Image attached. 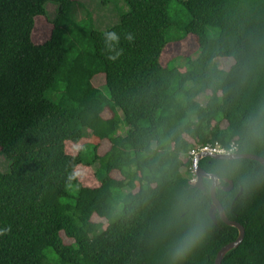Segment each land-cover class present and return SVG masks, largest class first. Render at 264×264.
<instances>
[{
    "label": "trees",
    "instance_id": "trees-1",
    "mask_svg": "<svg viewBox=\"0 0 264 264\" xmlns=\"http://www.w3.org/2000/svg\"><path fill=\"white\" fill-rule=\"evenodd\" d=\"M123 1L117 24L84 33L76 0H0V264H214L238 237L210 219L211 182L194 187L190 153L264 159V0ZM172 2L190 17L176 41ZM47 5L57 15L36 44ZM96 164L84 184L79 169ZM199 167L233 183L216 197L244 228L221 264H264V167Z\"/></svg>",
    "mask_w": 264,
    "mask_h": 264
},
{
    "label": "rangeland",
    "instance_id": "rangeland-1",
    "mask_svg": "<svg viewBox=\"0 0 264 264\" xmlns=\"http://www.w3.org/2000/svg\"><path fill=\"white\" fill-rule=\"evenodd\" d=\"M78 1V2H77ZM78 4L72 7L73 9V19L76 24L79 25V28L82 29L84 33H88L92 27L99 31H105L106 29L117 24L118 18L123 15L127 8L124 4L123 0H76ZM56 6L47 5L46 12L47 18L42 20H38V24L36 26V30L34 32V42L36 44H41L45 42L50 35L52 24L57 15ZM169 16L173 23L171 29H169L166 33V38L169 41H176L182 39L184 37V25H186L190 21V17L188 16L185 9L178 4L177 2H172L169 8ZM81 22V23H80ZM213 30H208L209 37H213ZM67 50L77 49V47L72 44L71 39L72 36L69 35L67 37ZM80 47H78L79 49ZM193 51V50H189ZM169 52L163 59L165 63L169 58ZM195 56H193L194 58ZM219 68L226 69L230 64L228 61L217 60ZM175 63V62H174ZM102 84V80L99 81V86ZM96 86H98L96 84ZM100 90L104 94H108L106 88L103 86ZM200 101L204 103V100L201 98ZM107 145H103L100 147V153H103L107 148L104 147ZM97 168V164L95 167L91 168H80L78 171V176L80 180L84 184H89L91 186L95 185V177L94 170ZM9 164L5 160V158L0 154V173L6 174L8 173ZM195 183L194 181L192 182ZM68 196L73 198L76 196V187L70 186L68 188ZM94 222H99V219L94 217Z\"/></svg>",
    "mask_w": 264,
    "mask_h": 264
},
{
    "label": "water",
    "instance_id": "water-1",
    "mask_svg": "<svg viewBox=\"0 0 264 264\" xmlns=\"http://www.w3.org/2000/svg\"><path fill=\"white\" fill-rule=\"evenodd\" d=\"M203 158H211L214 160L219 161H234V160H251L259 163L264 167V159L255 156V155H239V154H224V155H211L208 153H200L196 155L192 161V169L195 175V183L194 187L204 191L203 182L205 180L211 182V188H210V198H211V205L209 208V217L213 222H216V215H218L219 219L226 224L229 227L236 228L238 231V237L236 241L226 245L223 247L217 254L215 258L214 264H221L224 257L231 251L238 248V246L241 244L244 238V228L240 226L239 224L229 221L225 215L224 209L221 206L220 202L218 201L216 197V191L217 190H223L225 192H230L233 190V183L229 180H224V183L227 184V186H222L220 179L213 175V174H207L199 167V161ZM241 194V193H240Z\"/></svg>",
    "mask_w": 264,
    "mask_h": 264
},
{
    "label": "built area",
    "instance_id": "built-area-1",
    "mask_svg": "<svg viewBox=\"0 0 264 264\" xmlns=\"http://www.w3.org/2000/svg\"><path fill=\"white\" fill-rule=\"evenodd\" d=\"M235 151V148H231L229 150L220 148L219 146H204V147H199L198 149L193 150L190 153V156L192 158H194L196 155L200 154V153H208L211 155H224V154H233ZM195 182V180H193ZM192 181V182H193Z\"/></svg>",
    "mask_w": 264,
    "mask_h": 264
},
{
    "label": "clouds",
    "instance_id": "clouds-1",
    "mask_svg": "<svg viewBox=\"0 0 264 264\" xmlns=\"http://www.w3.org/2000/svg\"><path fill=\"white\" fill-rule=\"evenodd\" d=\"M114 36H115V34H109V38L111 39V38H114ZM129 39H131V37H129ZM0 234H2V233H0ZM198 234V232L197 233H194V235H193V237L191 238V244L194 246L195 245V243H196V235Z\"/></svg>",
    "mask_w": 264,
    "mask_h": 264
}]
</instances>
